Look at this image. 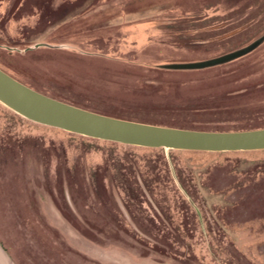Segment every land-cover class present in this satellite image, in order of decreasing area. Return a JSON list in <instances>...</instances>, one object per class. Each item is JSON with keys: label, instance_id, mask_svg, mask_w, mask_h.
I'll list each match as a JSON object with an SVG mask.
<instances>
[{"label": "rangeland", "instance_id": "rangeland-1", "mask_svg": "<svg viewBox=\"0 0 264 264\" xmlns=\"http://www.w3.org/2000/svg\"><path fill=\"white\" fill-rule=\"evenodd\" d=\"M0 69L102 115L261 129L264 0H0ZM0 264H264V151L128 146L0 103Z\"/></svg>", "mask_w": 264, "mask_h": 264}, {"label": "water", "instance_id": "water-1", "mask_svg": "<svg viewBox=\"0 0 264 264\" xmlns=\"http://www.w3.org/2000/svg\"><path fill=\"white\" fill-rule=\"evenodd\" d=\"M250 49L188 68L223 63ZM0 103L31 122L128 146L194 152L264 151V128L232 132L198 131L115 118L46 96L14 80L1 69Z\"/></svg>", "mask_w": 264, "mask_h": 264}, {"label": "trees", "instance_id": "trees-1", "mask_svg": "<svg viewBox=\"0 0 264 264\" xmlns=\"http://www.w3.org/2000/svg\"><path fill=\"white\" fill-rule=\"evenodd\" d=\"M114 117V116H113ZM115 118H119V117H115ZM185 129H189V128H185ZM189 130H194V129H189Z\"/></svg>", "mask_w": 264, "mask_h": 264}]
</instances>
